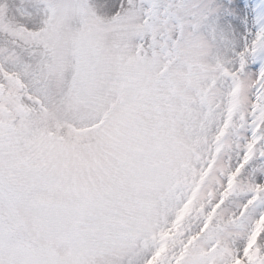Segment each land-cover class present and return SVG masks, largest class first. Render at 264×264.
Returning <instances> with one entry per match:
<instances>
[{
	"label": "snow or ice",
	"instance_id": "6c2138e0",
	"mask_svg": "<svg viewBox=\"0 0 264 264\" xmlns=\"http://www.w3.org/2000/svg\"><path fill=\"white\" fill-rule=\"evenodd\" d=\"M0 264H264V0H0Z\"/></svg>",
	"mask_w": 264,
	"mask_h": 264
}]
</instances>
